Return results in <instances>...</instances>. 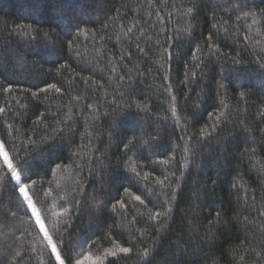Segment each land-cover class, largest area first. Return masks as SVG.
Here are the masks:
<instances>
[{
	"label": "trees",
	"instance_id": "1",
	"mask_svg": "<svg viewBox=\"0 0 264 264\" xmlns=\"http://www.w3.org/2000/svg\"><path fill=\"white\" fill-rule=\"evenodd\" d=\"M193 3L194 13L186 15ZM239 3L0 0V90L13 86L10 93L0 91V107L9 109L0 114V137L20 150L21 141L33 135L32 165L41 180L54 188L59 184L58 195L71 192L79 182L81 203L73 208L67 229L73 245L87 240L85 248L97 255L114 242L133 248L130 256L107 257L105 264H264L251 252L254 247L260 250L258 241L264 232V173L241 155L255 146L257 156L264 157V136L258 131L264 127V71L257 63L264 56V27L249 29L251 20L235 10ZM247 8L258 12L264 0H247ZM71 19L86 31L69 52L64 28ZM217 21H228V30L219 29ZM17 25H31V35H21ZM128 28L132 32L125 35ZM45 32L57 39L54 54L45 46ZM233 57L242 63L234 65ZM44 81L57 83L61 93L38 92ZM93 81L104 83L107 91H97ZM125 102L132 107L113 120L117 114L112 109ZM173 103L180 126L170 118ZM136 105H147L148 111H138ZM221 111L229 116V122L221 125L224 131L202 138L201 130L211 131ZM38 120L44 123L33 133ZM6 123L20 129L15 140ZM246 126L256 130L248 142L241 131ZM51 127L63 133L49 135ZM133 134L145 139L155 136L156 142L135 143L126 150L121 141ZM217 134L228 139L217 140ZM186 141L193 149L187 160L182 148ZM88 147L91 163L77 175L76 166L82 161L74 153L87 152ZM129 157L140 177L125 164ZM162 159L170 163H154ZM56 164L65 167L53 174L50 169ZM144 172L154 175L145 181ZM164 176L172 185L168 195L175 193V199H167L165 190L155 184ZM125 189L141 195L145 204L134 201ZM36 191L43 202L39 181ZM0 195L7 204L11 186L0 189ZM117 200H123L125 208L117 204L113 210ZM169 204L171 214L162 222L149 219L151 211H163ZM217 213L220 224L214 223ZM34 236L26 238L25 248L41 247L28 243ZM144 248L151 252L141 259ZM66 250L75 254L71 246ZM23 264H47V253L28 251Z\"/></svg>",
	"mask_w": 264,
	"mask_h": 264
},
{
	"label": "snow or ice",
	"instance_id": "2",
	"mask_svg": "<svg viewBox=\"0 0 264 264\" xmlns=\"http://www.w3.org/2000/svg\"><path fill=\"white\" fill-rule=\"evenodd\" d=\"M235 10L241 12L245 20H251V23L247 25L249 29L256 25L264 27V8L259 9L258 12L253 11L252 9L247 8V0H240V3L235 6ZM194 11L195 4L193 3L191 7L186 8L185 14L191 15L194 13ZM65 19L68 18L65 17ZM217 24L219 25V29H223L224 31L228 30L225 27V25L228 24V21H217ZM217 24H214L213 27H216ZM17 28L20 29L21 35H31V25H17ZM64 31L65 35L68 37V39L64 41V44L66 45L69 52H72L77 38L80 34L84 33L86 29L81 28L80 24L76 23L74 19H71L65 26ZM131 32L132 28H128V31L125 33V35ZM237 35H239V33H237ZM248 38L249 37L245 35L244 39ZM43 39L48 42L45 46L53 50V52L49 54H54V50L57 47V39L52 37L51 34L47 32L43 33ZM209 39H211V37H209ZM137 47H139V45H137ZM140 51H143V49H140ZM77 55H79L78 50ZM19 59L21 64L26 63L23 58ZM123 59L124 55L122 54L120 56V60ZM261 61H264V56H260L259 60L257 61L260 69L264 71V62ZM232 63L236 65L241 64L242 61L236 57H233ZM63 67H66V65H61V68ZM59 71L60 69H57V72ZM115 71L116 68L113 67L112 72L115 73ZM102 79L103 77H101V80ZM43 83L44 87L38 88V92L40 93H47L50 90L54 91L55 93H61L62 91V89L58 87L57 83H48L46 81ZM93 83H96V81H93ZM33 87H38V85L33 84ZM219 87L223 89L225 85L221 83ZM96 88L97 91H107L104 83H96ZM0 91L10 93L13 91V86L12 84H8ZM38 92H33L32 95L36 97ZM175 99V96H173V102H175ZM94 107L95 106L93 104L87 105L89 110H94ZM131 107L132 105L127 104L126 102L123 104V106L117 104V106L112 109L113 113L117 114L113 116V120L117 118L119 113L123 111L124 108ZM224 107L227 108V105H224ZM136 108L138 111H148L147 105H144L143 107L136 105ZM8 110L9 109L6 107H0V114H6ZM69 111L71 112V109H69ZM170 112V118L175 122L176 126H180L181 118L178 115L175 103H173ZM68 119H72V115H69ZM165 119H168V117H165ZM228 122V114L223 111L218 112L215 115L211 125V131H208L207 129L201 130V137L205 139L211 137L214 133H217L218 129L220 132H223L224 129L221 127V125ZM43 123V120L34 122L32 132L34 133L37 130V126ZM56 123L58 124L60 121L58 120ZM6 127L9 130V136L15 140L20 133V129H14V126L11 123H6ZM45 127L47 128L48 126L45 125ZM58 131L63 133V129L51 127L49 129V135L55 137ZM241 131L246 133L244 136L246 142H248L249 137H255V129H251L246 126ZM258 131L262 136H264V127L259 128ZM13 132H15L16 135H13ZM44 138L46 137H42V139ZM215 138L217 140H222L219 134H217ZM181 139L183 140L184 138L181 137ZM227 139V136L223 137L222 142H226ZM154 142H156L155 136L145 139L143 136H136L135 134H133L131 138H128L126 142L121 141V143L124 144V148L126 150L129 149V146H133L135 143H141L145 146H150ZM35 144L36 140L34 139L33 135H27L26 139L21 141V149L18 150L17 146L11 141L0 137V189L10 185L12 192V198L9 199L7 204H5L3 196L0 195V264H23L28 251H39L42 253L46 252L47 264H105L107 257H117L119 254L130 256L133 253V248L131 246H123L120 243L114 242L113 246L110 249H106L103 255H97L96 253L86 249L85 245L87 244V240L78 242L75 245L72 244L71 238H69L67 235V229L72 218L73 208H79L81 203L80 199L77 198L80 195L81 185L79 182H77V186L73 187L71 192H66L65 195L61 196L58 195L59 184H57L56 188H54L51 182L41 180L39 174L32 165L31 161L33 158L29 151V149L35 146ZM89 145H91V139H89ZM182 148L185 155V160H187L188 154L193 150L192 146L186 141L182 145ZM21 150L25 153L23 156L20 154ZM91 151V147H88L87 152L80 154L74 153V155H78L82 161L81 164L76 166L78 170L77 175L80 171L84 170V167L91 163V160L88 159V153ZM241 155L246 156L252 162V167L254 169L260 173H264V157L257 156L255 146H253L251 149H246L244 153H241ZM154 163L168 165L170 160L162 159ZM125 164L130 165V170L134 172L137 177L141 176V173L136 171L134 162H132V157H129L128 161H125ZM63 167L65 166L56 164L55 168L50 169V171L55 174L57 170H61ZM89 171L91 170L89 169ZM153 175V172H144L142 178L145 181H148L150 177H153ZM168 179V176L156 178L155 184L158 185L162 190H165L163 195L167 199H175V193H173L171 196L168 195L167 189L172 187V185L168 183ZM38 181L40 183V192L43 194V202L41 201L40 195H38L36 191ZM213 183H215V181H213ZM45 184L48 185L47 188L44 187ZM243 187L244 185L240 184V188ZM124 191L126 194L131 195L134 201L139 202L141 205L145 204V200L141 195H132L129 189H125ZM150 195L155 196V193H150ZM68 197H71V203L69 202ZM253 199L255 198L253 197ZM117 204L120 208H125L124 201L117 200L115 204H112L113 210L116 209ZM171 211L172 208L169 204L166 207H163V211H151L149 219L158 223L162 222L171 214ZM261 215H264V213H261ZM244 220L247 221V217H244ZM214 223H221L220 213H217V218ZM157 231H159V229H157ZM33 233H35L34 239L28 243H38L41 247H31L30 249L25 248L26 238L33 236ZM144 234V231L141 230L140 236L143 237ZM133 239H135V237H133ZM245 241L248 244L252 243V241L247 240V237L245 238ZM258 245L260 250L257 251V249L254 247L251 249V252L255 253L261 261H264V232L260 233ZM68 246L72 247L73 251L75 252L74 255L66 250ZM76 249H79V251H76ZM244 251H249V249L245 248ZM150 252L151 250L149 248H144L140 254L141 259L148 257Z\"/></svg>",
	"mask_w": 264,
	"mask_h": 264
}]
</instances>
